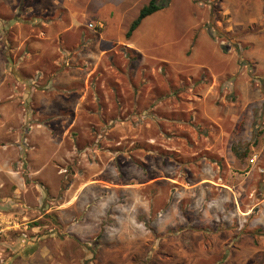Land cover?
<instances>
[{
  "label": "rangeland",
  "instance_id": "374dc122",
  "mask_svg": "<svg viewBox=\"0 0 264 264\" xmlns=\"http://www.w3.org/2000/svg\"><path fill=\"white\" fill-rule=\"evenodd\" d=\"M103 1L0 0V264H264V0Z\"/></svg>",
  "mask_w": 264,
  "mask_h": 264
},
{
  "label": "crops",
  "instance_id": "0c3cea01",
  "mask_svg": "<svg viewBox=\"0 0 264 264\" xmlns=\"http://www.w3.org/2000/svg\"><path fill=\"white\" fill-rule=\"evenodd\" d=\"M122 0H104L103 2H101L99 5H97V6H95V7H92V6H88L87 8H89V9H92L93 10V13L98 17L97 19H98V21L96 22V23H100V25H101V27H96V28H99L100 30H101V28H103V26H104V23H107V21L108 20H110V17H111V15H112V12L114 13L115 12V8L117 7V5L121 2ZM148 2V0H146V2H145V4ZM144 5V4H143ZM142 5V6H143ZM141 6V7H142ZM140 7V8H141ZM139 8V9H140ZM157 12V11H156ZM156 12H154L153 14H151V15H149L150 17H145L143 20L144 21H146L147 19H150ZM137 15V14H136ZM147 18V19H146ZM114 20V19H113ZM113 20L111 19V23H113ZM142 20V21H143ZM131 21H132V19H131ZM130 21V22H131ZM141 21V22H142ZM109 22V21H108ZM129 22V23H130ZM141 22H140V24H141ZM128 23V24H129ZM140 24L138 25V27L133 31V33H132V35L130 36V38L129 39H125L124 38V33H125V31H126V29H127V27H128V25L126 26V28H125V30H123V28H122V31H123V34L122 33H120L119 35H118V38H117V40H118V42L119 43H121L122 44V46H124V47H126L127 49H129L130 51H132V53H134V48H135V44L133 45V44H131L130 43V41L134 38V36H135V34H137V32H138V30L139 29H141V27H140ZM140 27V28H139ZM125 40V43H123L124 42V40ZM104 41H106V39H103ZM105 44V46H106V48L107 49H109V48H111L112 47V45H111V47H110V45H109V43H104ZM73 59H75V57L73 58ZM58 76V75H57ZM57 76L54 78V79H52V81L50 82V84H56L57 86H60L59 85V83H60V81L57 79ZM83 153H85V152H83ZM51 158V160L53 159V158H55L56 159V157H57V155H49ZM9 160V162H10V159H8ZM9 162H6V165L4 166V168H6L7 170V172H6V174H7V176L10 178V180H12V182L14 183V187H13V190H12V192H13V195H12V197H10V203L8 204V206L10 207H8V213H7V216L6 215H3L2 217L3 218H8L9 219V217H10V215H12L13 214V210L15 209L16 210V207H14V206H17V208H18V213H20L22 210H23V206H24V204H22L21 205V200H20V194H21V192H22V190L25 188V184H24V181L22 180V178H20L19 176H17V177H15V175H18V170H16V169H13L11 166H10V163ZM45 166V164H38V166H37V168H34V169H32V172L31 173H33V174H36V175H41V173L43 174V167ZM36 167V166H35ZM172 181H174V180H172ZM175 182V181H174ZM176 183V182H175ZM89 184H90V181H84V182H82V185H81V187L80 188H82V189H85V187H87V186H89ZM127 184V183H126ZM152 183L151 182H148V183H146V184H144V185H142V186H145L146 188L147 187H149V185H151ZM174 184V183H173ZM123 185V184H122ZM152 187L154 186V185H151ZM197 186H198V184H195V188H197ZM191 188H189V189H185V191H187V190H190ZM141 190V187H138V185L137 184H134V193L136 194V193H138L139 191ZM135 201V200H134ZM139 206V205H138ZM147 206H148V204H147ZM134 207H136V205H135V203H134Z\"/></svg>",
  "mask_w": 264,
  "mask_h": 264
},
{
  "label": "trees",
  "instance_id": "16d2710c",
  "mask_svg": "<svg viewBox=\"0 0 264 264\" xmlns=\"http://www.w3.org/2000/svg\"><path fill=\"white\" fill-rule=\"evenodd\" d=\"M165 6V3L163 0H148L146 4H144L137 12V15L132 19V21L128 24V27L124 33V38L127 40L132 35L133 31L138 27L140 22L147 16L153 14L154 12L160 10ZM100 30L99 28H96ZM122 49L125 51V54H127V57H130L129 52L131 53L129 49L126 47H122ZM133 56V55H132Z\"/></svg>",
  "mask_w": 264,
  "mask_h": 264
},
{
  "label": "built area",
  "instance_id": "2783aa9c",
  "mask_svg": "<svg viewBox=\"0 0 264 264\" xmlns=\"http://www.w3.org/2000/svg\"><path fill=\"white\" fill-rule=\"evenodd\" d=\"M88 27H93V28H96V27H101L100 23H97V24H92V23H88ZM255 158V156L251 157L250 158V161H253ZM0 231H2L1 227H0Z\"/></svg>",
  "mask_w": 264,
  "mask_h": 264
}]
</instances>
